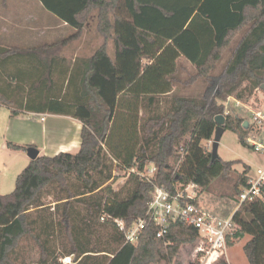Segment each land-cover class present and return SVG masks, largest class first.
Instances as JSON below:
<instances>
[{"label":"trees","instance_id":"16d2710c","mask_svg":"<svg viewBox=\"0 0 264 264\" xmlns=\"http://www.w3.org/2000/svg\"><path fill=\"white\" fill-rule=\"evenodd\" d=\"M38 1L71 32L53 42L0 44L1 61H29L33 68L26 77L35 81L33 88L42 89L25 109H17L11 95L0 89V105L11 107L13 116L25 110L75 118L82 124L80 145L74 153L39 154L29 160L13 190L0 194V264H24L18 249L29 238L38 247L40 264H57L58 255L72 256L76 264H150L161 251L172 259L182 243L197 239L196 231L175 220L157 237L158 228L151 223L136 245L126 243L112 218L128 226L143 217L153 185L130 173L128 182L115 190L117 176L104 145L115 147L118 158L126 154L127 167L134 163L142 170L152 163L154 183L172 192L193 184L199 193H209L216 180L235 172V161L213 157L202 141L211 140L214 118L223 114L216 98L246 102L255 90L264 93V0ZM92 14L103 43L80 68H64L68 76L63 93L52 94L53 73L64 62L63 52L82 35ZM108 40L113 54L107 51ZM187 68L193 73L182 79ZM199 82L203 89L198 94L182 95V89ZM172 88L165 109V96ZM41 94L42 102L36 104ZM140 106L144 115L139 119ZM224 116L225 130L248 145L245 120ZM29 146L33 145L7 142L13 150L26 151ZM249 171L245 164L235 172L230 189L236 197L247 185ZM261 191L264 196V185ZM186 200L198 204L197 196ZM102 214L107 218L101 220ZM232 219L236 228L227 236V245L248 235L242 249L249 264H264V199L242 202ZM103 226L110 229L105 241ZM55 238L59 246L52 244Z\"/></svg>","mask_w":264,"mask_h":264},{"label":"rangeland","instance_id":"374dc122","mask_svg":"<svg viewBox=\"0 0 264 264\" xmlns=\"http://www.w3.org/2000/svg\"><path fill=\"white\" fill-rule=\"evenodd\" d=\"M18 2L19 0H14V3L10 4L7 8L0 6V17L12 14V17L16 18L19 15L21 16L23 11H25L24 14L27 15L29 14L27 12H31L32 10L34 11L37 8L35 7L36 4L33 2H31L28 6L19 5ZM1 21L2 20H0V22ZM10 21L13 24L20 23L15 19H11ZM7 23H9V21H7ZM45 23H48L47 19L42 20V38L33 36L26 38L25 35L23 38H19L23 32H17L15 34H11L13 36L16 35L13 38L15 40L7 38L3 41L4 37H0V44L33 45L44 41L53 42L63 38L69 33L66 27L58 25L49 28ZM92 24L93 21L89 22L88 26ZM24 38L27 42L24 41ZM75 52H63L64 62L60 63L53 73L54 87L51 91L52 94L57 93L60 96L62 95V91L65 88L66 78L68 76V73L64 74L62 73V70H64V68L71 69L73 67L72 58L75 56ZM1 60L2 59H0V89L3 92L11 95V98L13 99L12 105H15L17 109H25V103H33V98L38 96V94H40L39 92L42 93V89L39 91L38 89L33 88V85H36L34 84L35 81L32 83V79L26 77V74H28L29 71H31V68H33L32 64H27L26 67H22L23 63L17 61V59L11 60L9 58V61ZM20 70L25 74H23V77L20 74H16L17 71ZM187 72L193 73V68H187V70H185V74L181 77L182 79L188 78L190 73L187 74ZM21 77L23 78L22 82L19 80ZM196 84L193 83L192 85L182 89V95L183 93L198 94V90H202L203 86L201 82ZM39 102H42V94L41 98L38 101L36 100L35 103L38 104ZM215 102L216 105L222 107L224 115H236L245 120L246 124H248L249 137L255 140L264 141V129L256 127L253 115V111H264V93L262 90H255L254 96L246 102L240 101V103H236L232 97L230 98V102L227 107L222 105L221 100L219 99H215ZM168 107L169 102L166 101L164 108L166 109ZM10 108L11 107L7 105H0V143L3 142V139L6 135H9V139H13L12 141L15 144L33 145L40 150L39 154L53 155V147L59 144L67 143L73 138V135L76 131V123H74V120L76 119L70 116L67 117L65 115L63 116L51 113L36 114L31 113V111L21 113L18 116H13L11 114ZM119 113L125 114L124 109L120 110ZM119 118L122 122L123 117ZM127 123H129V121H127ZM212 140L213 136L209 141H202L208 151H211ZM3 149L4 148L0 147V179L2 176H10V172L13 175L19 173L29 162L26 151L9 150L7 153ZM107 150L110 152V154H112L111 151H113V153H117V149L115 147L113 150H110L109 148ZM216 154L223 160L235 161V164L233 165L235 172H241L245 164L250 167V175H253L257 168H264V151H254L250 146V142H248V145L246 146L242 145L239 142L238 135L228 129L224 130L220 139L218 140ZM107 156L108 161L113 165L114 174L117 176V179L112 183V187L115 190H118L122 185L128 182L129 174L120 164H116V166H114L111 156H109L108 153ZM112 156L116 155L112 154ZM23 159H25L27 162L21 167V170L19 171L18 166H20V163ZM235 172H231L227 179L216 180L209 193H199V187L190 188L189 190L193 191V196H197L198 203L213 211L214 213L220 216H223L224 213H231L237 204L236 194H234L230 189L237 179V173ZM16 176L14 178V185ZM100 232H102L101 241H105V237L110 234L109 226H103ZM248 238L249 236L245 235L239 240L235 241L231 246L227 245V253L220 260H223L228 264H249L242 249L243 244ZM91 239L93 241L95 240V242H97L98 239L100 240L99 237H92ZM54 243L55 246H59L60 244L59 240L56 238L55 242L52 244ZM196 244L197 240H189L185 243H182L178 252L172 259L168 257L165 251H161L159 259L156 262H152L150 264H207L206 262H201L202 254H198L195 251ZM57 251L59 252V249ZM18 255H21L23 258L22 260H24V264H40L38 261V247L31 238L25 239L21 242L18 249ZM55 261L57 264H76V261H74L72 256L69 255L65 256L64 262H62L61 255H58Z\"/></svg>","mask_w":264,"mask_h":264},{"label":"built area","instance_id":"2783aa9c","mask_svg":"<svg viewBox=\"0 0 264 264\" xmlns=\"http://www.w3.org/2000/svg\"><path fill=\"white\" fill-rule=\"evenodd\" d=\"M227 97L221 100L222 105L227 107L230 102ZM218 100V98H216ZM236 103L239 100L233 98ZM254 123L257 128L264 129V111H253ZM250 146L256 152L264 151V141L255 140L251 137L247 139ZM104 148L109 156H111L114 164H120L128 174L134 173L141 180L147 181L153 185L151 198L148 201L147 209L143 217L138 218L130 225L126 226L124 221L119 218H112L113 223L118 230L123 231L124 240L126 243L136 245L141 237L143 231L151 223L157 226V237L163 236L168 229L171 221L181 220L183 223L193 227L197 234V244L195 251L201 255V262L207 264L216 263L227 253V236L232 235L236 228V224L232 219V214L227 217H222L213 211L202 206L200 203L196 204L186 200V197H192L195 185L188 184L182 188L178 186L174 192L170 191L164 186L154 183L156 168L152 163H148L142 170H138L133 163L131 166H126V155L121 158L112 156V151L108 152L107 147ZM116 155V153L114 154ZM264 185V168H257L253 175L247 178V185L241 189L237 195V204L235 210L239 205L247 200L254 198L264 199L261 191ZM234 210V211H235ZM107 218L106 214H102L101 220ZM65 261V256H62V262Z\"/></svg>","mask_w":264,"mask_h":264},{"label":"crops","instance_id":"0c3cea01","mask_svg":"<svg viewBox=\"0 0 264 264\" xmlns=\"http://www.w3.org/2000/svg\"><path fill=\"white\" fill-rule=\"evenodd\" d=\"M31 2L36 4L35 7H37V8L34 11L32 10L31 12L26 11L27 13H29L27 15H25L24 14L25 11H23L21 16L19 15L16 18L12 17V14L11 15L8 14L6 16L0 17V20H2L0 22V37L1 38L4 37L3 41L7 38H10L11 40H15L13 38L16 35L13 36L11 34L12 33L15 34L17 32H23V34L21 36H19V38H23L24 35L26 38L29 36L42 38V20H46V19L48 20V23H45V24H47V26L49 28L59 25L62 27H66L67 30L69 31V33L71 32L70 27L67 26L66 23L59 21L57 18H55V16H53L52 14L43 10L40 1H38V0H19L18 3H19V5L28 6ZM13 3H14V0H6L5 4H3L2 1L0 0V6H2L3 8H7L10 4H13ZM5 13H7V12H5ZM11 19H15L20 23L19 24H13L10 21ZM7 21H9V23H7ZM91 21H93V24L88 26L89 22H91ZM103 40H104L103 36L96 29L95 15L92 14L88 23L84 27L82 35L80 37H78L77 39L73 40L68 45V48H66L64 50V52H68V51L69 52H71V51L75 52L76 51L75 56L72 58V62H73V66H75L76 68H80L83 65L84 60L91 55V52L93 50H95V48H97L100 44L103 43ZM24 41L27 42L25 38H24ZM28 45H31V44H23V46H28ZM106 48H107V51L109 54H113L114 49H113V45H112L111 41H109V40L107 41ZM7 61H9V59ZM20 62L23 63L22 67H26L27 64L31 65V63L29 61H20ZM183 63L186 66L191 67L188 62L183 61ZM173 91H174V88H172V90L166 94L165 97L168 100L167 102L170 101V99L172 97L171 92H173ZM121 101L123 103H125L124 99H121ZM124 111L126 113L125 108H124ZM21 112L26 113L27 111L21 110ZM31 113H36V112H31ZM36 114H44V113H36ZM143 115H144V109L142 106H140L139 111H138V118L140 119ZM16 116H18V115H16ZM65 116H67V115H65ZM123 116L125 117V114L121 115L120 117H123ZM74 123H76V131L73 135V138L70 139L65 144H59V145L54 146L53 147V149H54L53 155L58 153L59 151H68V152L74 153L78 150L79 145H80V130H81L82 124L77 119L74 120ZM7 130H8V128H7ZM12 140L13 139H9V135H6L3 139V142L0 143V147L4 148L3 150L5 152H7L9 150H13V149H10L9 147H7V142L8 141L13 142ZM39 153H40V150H39ZM124 155H126V154H124ZM26 162L27 161L25 159H23L21 161L20 166H18L19 171L21 170V167ZM17 174L18 173L13 175L10 172V176H2V178L0 179V194H6L10 190H12V188L14 187V178ZM234 210H235V208L233 209L232 212H234ZM232 212L230 214H232Z\"/></svg>","mask_w":264,"mask_h":264},{"label":"water","instance_id":"95a60500","mask_svg":"<svg viewBox=\"0 0 264 264\" xmlns=\"http://www.w3.org/2000/svg\"><path fill=\"white\" fill-rule=\"evenodd\" d=\"M216 123V128L214 130L213 140L211 142V152L213 157L216 156V149L218 145V140L220 139L222 133L224 132V122H225V116L223 114H218L214 118ZM244 125H246V122H244ZM26 154L28 158L35 159L39 155V150L34 146H29L26 150Z\"/></svg>","mask_w":264,"mask_h":264}]
</instances>
